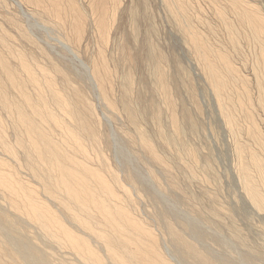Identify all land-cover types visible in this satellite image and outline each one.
<instances>
[{
  "label": "bare ground",
  "instance_id": "obj_1",
  "mask_svg": "<svg viewBox=\"0 0 264 264\" xmlns=\"http://www.w3.org/2000/svg\"><path fill=\"white\" fill-rule=\"evenodd\" d=\"M10 1L51 32L62 51L55 53L56 45L50 47L55 51L43 48L28 22L0 0V201L9 207L0 203V264H174L164 252L160 230L139 209L141 191L137 198L134 193L146 187L127 164L126 175L121 173L130 189L118 164L111 162V152L108 156L113 136L89 90L117 125L116 134L147 165L160 192L185 202L194 220L245 248L247 264H264V225L256 230L262 242L249 243L228 205L220 203L215 192L221 178L212 170L213 157L202 155L206 148L201 151L193 142L199 128L203 132L198 88L184 64H177L179 77L172 79L167 53L154 39L158 30L147 25L153 10L146 0ZM159 1L229 135L237 161L231 175L245 201L264 217V10L256 0ZM122 23L127 34L119 32ZM73 61L83 69L75 71ZM183 89L198 118L183 104ZM152 218L185 264H237L197 244L195 239L205 234L193 221L192 228L188 221L193 218L181 220V228L166 210ZM27 224L57 248L70 250L76 262L67 254L53 260L46 247L22 233Z\"/></svg>",
  "mask_w": 264,
  "mask_h": 264
},
{
  "label": "rangeland",
  "instance_id": "obj_2",
  "mask_svg": "<svg viewBox=\"0 0 264 264\" xmlns=\"http://www.w3.org/2000/svg\"><path fill=\"white\" fill-rule=\"evenodd\" d=\"M5 1V0H4ZM7 1V3H8V5H10L9 7H10V11L12 12L13 10V12L14 13H17V14H19V16L21 17V18H23L22 20L25 22H28V24L29 25H27L26 24V22H25V24L27 25V26H30V30H32L31 32L34 34V36L35 37H37L39 40H40V42H41V45H42V47L43 48H46L47 50H53V51H55V49H52L53 47L55 48V46L54 45H56L55 43H57L58 44V42L57 41H55V37H54V35L51 33V35H50V33H49V31L48 30H45L43 27H41L40 25H38L37 23H35L34 21H33V19H31L30 18V16L28 15L27 16V14L26 13H24V12H26L25 11V9L23 10H20V8L16 5V4H13V2L12 1H10V0H6ZM162 1V0H161ZM12 2V3H11ZM146 2H147V5H150L149 6V11L152 9L153 10V12H152V10H151V17H152V20H150L149 19V23L147 24V22H146V24L148 25V26H152V25H154V26H152L154 29L156 28L157 30H158V33H157V36L155 37V35H154V39L156 40V39H159V42H160V40H161V46H163L162 48H163V50H164V53L166 52L167 53V56H168V59H169V65H168V69H169V72H171V76H172V79L174 80L175 78H178L179 77V74H178V72H177V64H181V66L183 67V68H188L187 70H188V72H190L189 74H190V77H193L192 79H191V81L194 83V87H195V89H197L198 88V90L196 91L197 93H198V96H196L197 97V102L199 103L198 105H199V107H200V110H201V115H199L200 117L198 118V116H196L197 114H196V111H195V105H194V103H193V101L191 100V98H190V96H188L189 94L188 93H186L185 92V89H183V90H181V92L182 93H180V98H181V100H183V104H185V107H187V109H189L190 111H191V113L194 115V117L195 118H198L199 119V123H202V124H199L200 125V127H201V130L203 131V132H200L199 130H200V128H199V130H198V132H197V134H198V136H199V134H200V139H198V137H197V134H196V138H194V139H196V141L194 140V139H191L194 143H195V145H197V146H199V148L201 149V148H206V149H204V151H203V149H201V151H203L204 153H202V155H204L206 152V155H210L211 157H213V160L211 159V157L209 156V159H211V163H213L212 165H213V167L214 166H216L215 168H213L212 166V170H213V172H214V170H217V171H215L214 172V174L215 175H217V179H219V178H223L222 180L221 179H219L218 180V187L220 186L219 184H221V188L218 190V191H216L215 193H217V197H218V199L219 198H222V199H220V203L221 204H223V205H228V207H227V210H230L229 211V213H231L229 216H231V218H232V221L241 229V231H242V233L243 234H245L244 236H248L247 238H248V241H249V243H252L253 244V242L256 240V242L257 243H261L262 241H260V236H259V233H258V231H256L257 230V227H259V226H263L264 225V217H263V215H259V214H257L256 212H255V210L252 208V207H250V205L245 201L246 199L243 197V195L241 194V189H238V188H240V186H238L239 185V183L237 182V178L235 177V176H233V175H231L232 173L233 174H235V163L237 162V161H235L236 160V157H235V152L231 149V148H233L232 147V143H231V141H230V139H228L229 137V135H227V132L225 131V130H223L224 128L222 127V125H221V123H220V121L218 120V117H217V115H216V108L214 107V105H215V103L212 101V99H211V94L209 93L210 91H209V89H208V87H206L207 85L204 83L205 81H204V79L202 78V75L200 76V71H198L197 69V67H196V65H195V62H194V60H193V58L191 57V54H189L190 52H189V50L187 49V47L183 44H181V43H183L182 42V40H180L181 38H179V39H177V37L179 36L178 35V33L176 32V30L175 29H173L172 28V23L170 22V18H168V21H167V17H169V16H166V15H168L167 13H166V11L167 10H165V7H162L164 4H162V6H160L161 5V2L159 1V0H146ZM149 2V3H148ZM160 2V3H159ZM256 2L258 3V6L260 7V8H262L263 10H264V0H256ZM151 3V4H150ZM163 3V2H162ZM13 7V8H12ZM161 7V8H160ZM13 9V10H12ZM16 10V11H15ZM164 10H165V12H164ZM164 12V13H163ZM165 13H166V15H165ZM22 14V15H21ZM154 16V17H153ZM163 17V18H162ZM154 18V19H153ZM154 20V22H152ZM143 23V22H142ZM152 25H151V24ZM170 25H169V24ZM145 24V22L143 23V25ZM150 24V25H149ZM157 24V25H156ZM124 25V26H123ZM142 24H141V27H144ZM126 27V28H124L123 29V27ZM161 26V27H160ZM171 26V27H170ZM120 27H122V28H120ZM128 26H127V24H121L120 26H119V32L121 31V32H123L124 31V33H125V31H126V29H127V31H128V28H127ZM43 28V29H42ZM171 28H172V30L173 31H175L174 33L171 31ZM121 29V30H120ZM157 30H155V31H157ZM120 32V33H121ZM125 34H127V33H125ZM48 35V36H47ZM50 35V36H49ZM40 37V38H39ZM52 39H51V38ZM180 37V36H179ZM42 38H44V39H42ZM165 39V40H164ZM53 41V42H52ZM55 42V43H54ZM181 42V43H180ZM165 44V45H164ZM51 45V46H50ZM52 45H53V47H52ZM173 46V47H172ZM184 46V47H183ZM50 47H52V48H50ZM186 47V48H185ZM56 48H57V50L55 51V53L57 52V53H59L58 51L60 50V51H62L61 49H60V46L58 47L57 45H56ZM185 49V50H184ZM168 50V51H167ZM187 51V52H186ZM175 54V55H174ZM189 54V55H188ZM175 61V62H174ZM72 62V61H71ZM171 62V63H170ZM76 65H75V64ZM72 65H75V66H73V67H76V66H78L77 67V69L75 70V71H77V70H79V71H81L83 68H82V66L80 65V64H77V62H74L73 61V63H71ZM171 64V65H170ZM174 64V65H173ZM173 65V66H172ZM181 67V68H182ZM197 71V72H196ZM175 73H177V74H175ZM192 73V74H191ZM177 75V76H176ZM200 76V77H199ZM174 77V78H173ZM185 79V78H184ZM196 80V81H195ZM200 80H201V83H200ZM184 81H186V79L184 80ZM204 81V82H203ZM182 82H183V80H182ZM196 83V84H195ZM204 87V88H203ZM207 89V90H206ZM184 92H185V94L186 95H184ZM197 93H196V95H197ZM89 94H91V99H93V101L99 106V114H100V117H101V121H102V123H103V125H104V127H105V129H106V132H107V134L109 133V135L110 134H112L110 137L112 138V136H113V138H112V140L113 141H111L112 142V144H111V147L109 148V149H111V148H113L112 150L113 151H111V150H109V151H107L108 152V156H110V152H111V156H110V159L112 158V160H111V162L114 164V165H116V164H118V165H116V168H117V170L119 171V173H124L125 175H126V173L124 172V171H127V167H130V169L132 170V171H134L136 174H137V176H138V179H139V181H142L141 182V184L143 185V186H145L146 188H144V187H141L140 189H136L137 191L135 192V189H134V195L138 192V191H141V192H143V193H141V192H138V193H140V194H138L140 197H142V196H144V198L143 199H141L139 196V198L137 199L138 200V205H139V209H141L143 212V215H142V213L140 212V215H142L144 218H146V220H152V221H150L149 223L151 224V225H153L152 227H154V229L156 230V227H158V229L157 230H160V231H157V233L159 234V236L161 237V240L162 241H164V242H162L163 243V249H164V252H165V254L168 256V258L174 263V264H181L182 262H183V260L179 257V255L177 254V252H175V250L173 249V247L169 244V240L167 239V236L166 235H164L162 232H161V229H159L160 227H159V225L157 226L155 223V221H153V218L152 217H154V215L157 213V212H159L160 210L162 211V210H166V212L168 213V216H169V218L171 219V221L178 227L179 225L178 224H180L181 225V222H183V221H181V220H185V219H187V221L188 220H191L192 218V220L191 221H188L189 222V224L191 225L193 222H195V223H193L194 225H197V227L196 226H193V224H192V228L193 227H196L197 229H199V231L202 233V234H205V236L203 237V238H199V240L197 239H195V241L196 242H198L197 244H202L201 246H203V248H204V246H205V248L204 249H206V250H208L209 249V251L211 252V254L213 255V256H216L215 258H217V259H224V258H229V259H231V260H233V261H235L237 264H247L246 263V261L243 259V254L245 253V248H243L242 246H240L239 244L237 245V243H235L234 241H232L231 240V238L229 237V235L228 234H226V233H218L217 231H216V229H214V228H212V227H210V226H208L207 224H205L204 222H202V221H199V220H197V219H195L194 220V215L193 214H191V212L189 211V206L185 203V202H183V201H181V202H183L182 203V205L179 203L178 204V202H180V200L177 202V200L176 199H174V197L175 196H172V194H169V192H167L166 190H164V192L162 191V192H160V190H161V188L159 187V185L157 184V182L156 181H154L153 179H152V177H151V175H149L148 174V169H147V165H146V167L143 165L144 163L140 160V159H138L137 157H135L134 155L135 154H133V151L132 150H130L129 148H128V146H126L125 144V141H124V139H122V136L120 135V134H116V133H118V132H116V128H118L117 127V125L116 124H113V123H115L114 121H110L111 119H109V118H107V114H105L104 113V111L101 109V107H100V105L98 104L99 103V101H98V99H97V97L96 98H93V97H95L94 95H93V93H91L90 92V90H89ZM203 94V95H202ZM188 96V97H187ZM184 98V99H183ZM211 99V100H210ZM199 100V101H198ZM190 103H193V105L192 104H190ZM189 105H191L190 107H189ZM192 106H194V107H192ZM203 107V108H202ZM100 109H101V111H100ZM193 110V111H192ZM211 110V111H210ZM207 111V112H206ZM195 114H194V113ZM211 112V113H210ZM105 114V116H104V114ZM204 114V115H203ZM103 115V116H102ZM215 115V116H214ZM203 119V120H202ZM107 120H108V122L110 121V123H107ZM200 120H201V122H200ZM218 120V121H217ZM204 121V122H203ZM107 123V124H106ZM115 125H116V128H115ZM109 126V127H108ZM108 128V129H107ZM205 128H207V129H205ZM221 128V129H220ZM203 129H205V132H204V130ZM118 130V129H117ZM109 131V132H108ZM119 131V130H118ZM207 131H208V133H207ZM222 131V132H221ZM116 134V135H115ZM205 134V135H204ZM221 134V135H220ZM115 135V136H114ZM120 135V136H119ZM227 135V136H226ZM204 136V137H203ZM215 136V137H214ZM202 137V138H201ZM205 138V139H204ZM222 139V140H221ZM230 141V142H229ZM192 142V143H193ZM197 142V143H196ZM210 142V143H209ZM114 143V144H113ZM193 143V144H194ZM205 143V144H204ZM114 147H113V146ZM230 145H231V147H230ZM202 146H204V147H202ZM207 149H210V150H207ZM233 151V152H232ZM122 153V154H121ZM130 153L132 154V155H130ZM212 153V154H211ZM232 155H231V154ZM128 155V156H127ZM123 156V157H122ZM130 157V158H129ZM203 157V156H202ZM122 158H124V159H122ZM132 158H134V159H132ZM234 158V159H233ZM207 159V158H206ZM215 159H217V160H215ZM138 160V161H137ZM231 160V161H230ZM115 161V162H114ZM125 161H126V163H125ZM128 161V162H127ZM140 161V162H139ZM142 162V163H141ZM128 164V166L126 167V165ZM218 164V165H217ZM120 166V167H119ZM123 167V168H122ZM125 167V168H124ZM232 168H234L233 170H232ZM119 169H121V171L119 170ZM147 169V170H146ZM224 170V171H223ZM25 171V170H24ZM231 172V173H230ZM121 173V174H122ZM24 175H25V173H23ZM119 174L120 176H121V178H122V176H123V180L125 179V175L124 174ZM220 175V176H219ZM232 176H233V178H232ZM219 177V178H218ZM235 177V178H234ZM163 179V178H162ZM161 179V181L163 182V184L164 183H166V181H165V179H163L162 180ZM124 182L127 184L128 182L126 181V180H124ZM184 182V181H183ZM238 184V185H237ZM166 185V184H165ZM164 185V186H165ZM127 186L130 188V189H132L128 184H127ZM218 187H217V189H218ZM224 187V188H223ZM228 187V188H227ZM190 189H191V192H193L194 194H195V192L199 195L200 194V192H198V188L197 187H193V186H191V187H189ZM194 188H196V190L194 191L193 189ZM222 189H225V190H222ZM133 190V189H132ZM193 190V191H192ZM221 190V191H220ZM147 193V191H148V193H149V195L151 196H146V194H145V192ZM165 191H166V193L168 194V196H167V194L165 193ZM200 191V190H199ZM224 191H225V193H224ZM231 191V192H230ZM240 191V192H239ZM220 192L222 193L221 195H220ZM163 193H165L166 194V197H162V196H160V194L162 195ZM238 193H240V194H238ZM142 194H144V195H142ZM164 194V195H165ZM197 194H195V195H197ZM156 198V199H159V201H160V203H159V201L158 202H156L157 200L156 199H153V196ZM218 195H220V196H218ZM232 195V196H231ZM169 196H171V197H173V199L176 201V202H174L173 200H170V199H172L171 197H170V199L168 198V200L167 199H165V198H167V197H169ZM237 198V199H235V198ZM135 198H137V194L135 195ZM140 199V200H139ZM145 199V200H144ZM151 199H153V200H151ZM224 199V200H223ZM3 199L1 198V201H0V203L1 204H3V206H5L4 208H6V209H8L9 210V207H8V205H7V203H5L4 202V200L2 201ZM144 200V201H143ZM154 200H156V201H154ZM234 200H235V202H237V203H235L234 202ZM145 201H146V203H145ZM153 201V202H152ZM221 201H223L224 203H226V204H224V203H222ZM238 201H240V202H238ZM143 204H142V203ZM205 202V201H204ZM246 202V203H245ZM231 203V206H229V204ZM239 203V204H238ZM4 204H6V205H4ZM148 204V205H147ZM204 206H206L205 208H207V206H208V203L207 202H205V203H202ZM235 204V205H234ZM236 204H237V206H238V209H236ZM142 205V206H141ZM158 205V206H157ZM141 206V207H140ZM188 206V207H187ZM231 207V208H230ZM240 207V208H239ZM143 208V209H142ZM224 208H225V206H224ZM226 209V208H225ZM153 210V211H152ZM154 210H156V211H154ZM159 210V211H158ZM242 210H244V212L242 213L241 211ZM151 211V212H150ZM188 213H190V214H188ZM246 211V212H245ZM156 212V213H155ZM186 212V213H185ZM234 212H236V213H234ZM152 213V214H151ZM249 215L250 217H252V218H250L249 219V216H247V215ZM150 215V216H149ZM153 215V216H152ZM256 215H258V216H256ZM181 216V217H180ZM237 217V218H236ZM263 217V218H262ZM152 218V219H151ZM247 218H248V221H247ZM176 219H179L178 221H176ZM243 219H245V221L243 220ZM175 220V221H174ZM197 220V221H196ZM237 220V221H236ZM250 220V221H249ZM262 220V221H261ZM181 221V222H180ZM186 221V220H185ZM186 221V222H187ZM193 221V222H192ZM227 221V223H229V220H226ZM236 221V222H235ZM244 221V222H243ZM247 221V222H246ZM252 221H253V223H252ZM178 222V223H177ZM192 222V223H191ZM252 224H254V225H252ZM246 225L245 227H244V225ZM246 223V224H245ZM248 223H249V225L250 226H248ZM255 223H256V225H255ZM259 223V224H258ZM260 223H262V224H260ZM240 224V225H239ZM156 225V226H155ZM199 226V227H198ZM202 227V228H201ZM34 229L35 227H32L31 225H29V224H27V225H24L23 226V228H22V233L23 234H27V235H29V237L30 238H32L35 242H37L38 243V245L40 246V248H42L43 246V250H45V251H49V253H51V256H52V258H53V260H54V257H57V260H60L62 257H66V254H67V258H71L72 257V260H70V261H74L73 263H75L76 262V260H75V256H73L72 254H71V251L69 252L68 251V249H59V248H57L53 243H51L50 241H47V239L45 240V238L43 237V236H41L42 234L41 233H39V231L38 230H36V228L34 229V230H32V229ZM179 228H181L180 226H179ZM244 228V229H243ZM248 228V229H247ZM250 228V229H249ZM214 229V230H213ZM29 230H31V231H29ZM35 230H36V232H35ZM201 230H203V231H201ZM207 230V231H206ZM245 230V231H244ZM249 230H253L251 233H252V236H250V234L251 233H249L250 231ZM38 231V232H37ZM248 232V234H246L247 232ZM254 231H256V233L254 232ZM28 233H30V234H28ZM162 233V234H161ZM31 234H34V235H31ZM36 234V235H35ZM38 234H40V236L38 235ZM188 234L189 233H187V237H188ZM257 234V235H256ZM208 235V236H207ZM35 236H37V237H35ZM39 236V237H38ZM163 236V237H162ZM189 236H190V239L191 240H194V235H193V233H192V235L191 234H189ZM191 236H192V238H191ZM251 237V238H250ZM38 238H40V239H38ZM43 238V239H42ZM212 238V239H211ZM42 239V241H40ZM206 239L208 240V241H206ZM39 241V242H38ZM45 241V242H44ZM215 241V242H214ZM216 241L218 242V243H216ZM42 243V244H41ZM52 244V245H51ZM46 245H48V246H46ZM42 246V247H41ZM200 246V245H199ZM46 247V248H45ZM48 247V248H47ZM45 248V249H44ZM55 248V249H54ZM57 250V251H56ZM170 250V251H169ZM243 250V251H242ZM51 251V252H50ZM59 251V252H58ZM59 254H57V253ZM63 253V254H62ZM65 253V254H64ZM61 255V256H60ZM64 255V256H63ZM70 256V257H69ZM171 256V257H170ZM63 259V258H62ZM179 261V262H178ZM55 262V261H54ZM57 263V262H56ZM183 264H185L184 262H183Z\"/></svg>",
  "mask_w": 264,
  "mask_h": 264
}]
</instances>
